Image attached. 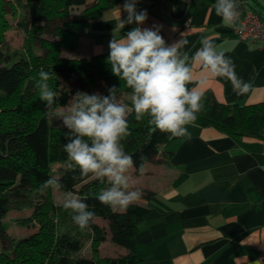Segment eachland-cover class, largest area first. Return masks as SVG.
Segmentation results:
<instances>
[{"label":"trees","instance_id":"trees-1","mask_svg":"<svg viewBox=\"0 0 264 264\" xmlns=\"http://www.w3.org/2000/svg\"><path fill=\"white\" fill-rule=\"evenodd\" d=\"M119 1L25 0L26 16L22 19L16 17L13 24L22 32L24 40L21 47L15 49L5 44L4 32L12 27L6 15L15 17L20 1L0 0V264L141 262L134 238L137 225L148 209L132 204L127 210L113 211L101 204L96 197L111 184L107 178L101 181L93 174L81 176L78 166H69L72 161L63 149L76 137L66 126H52L49 122V114L58 107L68 106L77 92L92 95L99 89L101 97H109V89L116 86L117 101L122 91H132L112 74L111 65L106 63L103 54L90 58L61 56V49L78 47L79 29L88 22L86 12L89 9H109ZM245 1L248 9L263 19L250 3L254 0ZM73 7H83L76 17L69 16V9ZM133 27L134 23L126 25L120 33L126 34ZM49 31L51 36L45 37L44 33ZM36 41L41 53L35 52ZM41 70L50 74L47 83L57 94L51 111L47 101L40 100ZM71 78L75 79L77 87L71 88L64 83ZM202 103L203 111L193 123L241 138L251 134V120L258 115L264 134V102L228 104L204 93ZM128 122L131 134L121 144L126 154L132 156L133 169L137 173L145 162L156 158L159 145L170 134L154 129L148 124L147 117L137 121L134 112L128 116ZM84 139L91 144L90 140ZM56 163L66 164V167L54 176L52 166ZM48 180L55 181L58 189L75 192L77 199L88 206V211H94L95 217L107 222L110 241L126 252L117 256H100L98 247L106 238L105 229L90 221L92 231H81L72 220L75 213L54 201L53 185L45 186ZM28 188L32 189L29 197L25 195ZM25 208H30V214L24 219L19 217L21 219L16 222L30 224L32 231L15 238L4 228L3 219L11 210L20 214ZM86 242L89 250L87 254H80Z\"/></svg>","mask_w":264,"mask_h":264},{"label":"crops","instance_id":"crops-1","mask_svg":"<svg viewBox=\"0 0 264 264\" xmlns=\"http://www.w3.org/2000/svg\"><path fill=\"white\" fill-rule=\"evenodd\" d=\"M124 3L89 9L88 22L79 29L78 47L65 50L70 53L67 57L103 54L107 59L113 35L117 39L126 35L120 33V21L127 13L118 7ZM235 3L238 17L232 26H226L216 14L217 0H138L136 11L147 12L140 28H159L167 46H178V55L191 68L189 90L198 83L197 91L210 93L220 102H264V46L234 35V27L249 8L245 0ZM250 3L264 20V0ZM204 40L212 42L216 53L231 58L238 82L251 86L246 94L237 95L227 77L217 78L194 59ZM115 102L131 108V101L122 94ZM187 130V137L170 136L160 144L156 158L145 162L137 173L134 169L126 173L130 177L127 191L142 192L134 204L148 209L134 238L140 264H264V134L260 117L253 116L251 134L241 138L195 123ZM94 223L106 231L98 247L100 256L126 252L110 243L105 220L95 217Z\"/></svg>","mask_w":264,"mask_h":264},{"label":"clouds","instance_id":"clouds-1","mask_svg":"<svg viewBox=\"0 0 264 264\" xmlns=\"http://www.w3.org/2000/svg\"><path fill=\"white\" fill-rule=\"evenodd\" d=\"M137 2L125 0L123 5L118 6L127 13L126 19L120 21V28L133 23L137 26L120 39L113 35L106 59L112 74L132 90L131 108L128 104L115 102L116 86H113L109 89V97L77 92L69 108L70 114L60 113L64 125L76 137L64 145V152L78 166L81 176L93 174L101 181L107 178L111 187L101 191L96 198L113 211L127 210L142 197L139 190L127 191L130 177L126 173L133 169V158L126 154L121 141L131 134L128 122L131 112L135 113L137 121L147 117L148 124L154 129L181 138L188 136L187 126L196 121L198 113L204 108V93L196 90L199 84L191 90L187 87L193 83L191 68L178 55V46H167L159 28L139 27L146 21L147 12L138 13ZM236 9L235 0H217L216 14L226 26L235 23L238 17ZM194 59L210 69L217 78L227 77L237 95L246 94L251 89L247 83L238 82L231 58L223 52L216 53L211 41H203V47ZM39 75L40 100L47 101L51 111L57 94L47 83L50 74L41 70ZM55 183L48 180L45 186ZM64 208H70L75 213L72 220L81 231H92L90 221H94L95 212L88 211L85 203L73 199L67 201Z\"/></svg>","mask_w":264,"mask_h":264},{"label":"rangeland","instance_id":"rangeland-1","mask_svg":"<svg viewBox=\"0 0 264 264\" xmlns=\"http://www.w3.org/2000/svg\"><path fill=\"white\" fill-rule=\"evenodd\" d=\"M19 1H20L19 2L20 8H17L15 17H11L10 14L6 15V18L12 24V27L4 32L5 44L7 46H9L10 48H15V49H19L21 47L23 40H24L22 32L20 30H18L17 28H15V26L13 25L15 22V18L17 17V19H22L23 17L26 16L27 11H28L25 0H19ZM81 10H82V7H77V8L73 7L71 9H69V14H70L69 16L70 17H76L78 15V13L81 12ZM52 25H53V23L51 24V26ZM44 36L50 37L51 36L50 31L45 32ZM35 44H36L35 45V52L41 53L42 51L39 48L37 41ZM65 50H67V49H61V56L68 58L67 56H69L70 53H68ZM69 51H73V50H69ZM74 80H75L74 78L66 79L67 82L64 80L65 81L64 83L66 85L70 86L71 88H73V87L75 88V87H77V84ZM96 94H99V95L101 94L99 89L96 90ZM122 97H126L128 100L131 101L132 91H130V90L122 91ZM74 98H75V96L71 97L68 106L58 107L49 114V122L52 126H65L63 123V117L60 115V113H64L65 115L70 114L69 108L72 105V103L74 102ZM68 165L72 166L75 164L73 162H69ZM65 167H66V164H63V165L62 164L59 165L58 163L54 164L52 166V172L54 173V176H57L61 171L60 169H63ZM52 193H53L54 201L58 204L65 205V203L67 201H70L73 199L78 200L75 192L58 189L55 184L52 187ZM25 195L28 197L31 196L32 195V189L28 188L25 191ZM10 201L12 202V197H10ZM30 212H31L30 208H25V209L21 210L20 214H18L14 210H11L10 212H8L5 215V217L3 219V226L11 236H13L15 238H19V237L24 236V235H26L32 231V228L29 227V226H31L30 224H25V223L22 224V223L16 222L17 219H21L19 217H23V219L25 217H27L30 214ZM19 215H21V216H19ZM110 243H112V242H110ZM86 244H87V242L83 243V248H82L81 252L88 251L89 245L87 244L88 245L87 246Z\"/></svg>","mask_w":264,"mask_h":264},{"label":"built area","instance_id":"built-area-1","mask_svg":"<svg viewBox=\"0 0 264 264\" xmlns=\"http://www.w3.org/2000/svg\"><path fill=\"white\" fill-rule=\"evenodd\" d=\"M233 33L240 40L260 42L264 46V20L251 9L247 8L243 11Z\"/></svg>","mask_w":264,"mask_h":264}]
</instances>
